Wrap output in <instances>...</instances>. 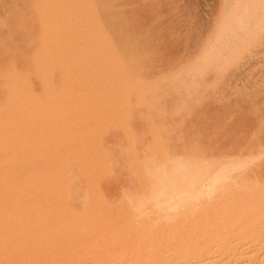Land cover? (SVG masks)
Segmentation results:
<instances>
[{
    "label": "rangeland",
    "instance_id": "374dc122",
    "mask_svg": "<svg viewBox=\"0 0 264 264\" xmlns=\"http://www.w3.org/2000/svg\"><path fill=\"white\" fill-rule=\"evenodd\" d=\"M23 1L24 0H12V1L11 0H4L5 4L8 3V8H6V6L4 5L2 0H0V4H1V2L3 4V5L1 4L0 6L5 7V9H3V7H0V12L1 11H2V13H3V11L9 12L7 14L4 13L5 14L4 16L8 15V17L6 16L7 18L3 17L2 16L3 14L0 13V14H2V15H0V25L3 24L0 26V30L2 28L1 31L3 32V33L0 32V35L4 36L2 38L3 40L6 39L7 41L9 40L10 43L12 42L11 45L13 44L14 49L16 46H17V48L18 47L20 48L18 50L11 49V48H13V46L12 47L10 46L11 48L8 47L10 44H6L7 43L6 40H4V41L0 40V42L2 41L1 42L2 45L3 44L5 45V46L4 45L2 46L0 44V46L2 47V49L0 48V50L3 51V48L6 49L4 51L8 52L7 53L8 55H11V53L15 52V54L13 53L14 55L12 54V56L9 57L11 59H12V57L14 59L17 57V55H19L20 59L18 57L16 58V60L18 59V62L16 64L17 70L19 72L22 71L20 73H22V75H24L26 78L29 75L31 76L29 81H24L25 77L22 76L24 78H23V83L22 82L21 83H22V86H24V84L26 82L27 84H25V86H29L31 84L29 87H31V86L33 87V88L32 87L29 88V87L24 86L27 89L29 88L28 90L31 91V92H27V96L29 93V97H27V96L26 97L30 98V96H31L30 93H31V94H33L31 96V98L33 99L36 97L35 98L36 100L33 99V101L31 102V99L29 101L25 96L24 97H25V100L26 99L28 100L27 103L29 104V106L33 105L34 103L36 104V105L34 104V107L36 106L34 108L35 112L37 109H38L37 112L40 113V111H41V113L39 114V118H37V116H36V117H34L35 119L33 118V116H35L34 114H36V113L33 114L34 110L32 113H30V114H33L32 115L33 120H36L37 124H35V125L36 126L39 125V129H40V123L41 122H43L45 124L48 123L49 125H51L50 127L53 126V129H54V127H56L57 125H60L61 122L63 121V126L65 124H67L68 127H70L69 128L70 130H71L72 126L75 127L74 131L76 130V128L78 129V130H76L77 131V133H76V131L75 132L73 131L74 127L72 128V131L75 134L74 135L73 133L67 132L68 128L65 125L66 129L64 131V134H65V132H67L65 134V137H62L63 134L60 133V135H59L60 137L58 138V135H57V134H59L58 132L65 128L62 125L58 126L59 128L63 127V128H60L59 131H58V128L56 130H53V131H52V129L49 128L51 130V132H50L47 130L48 129L47 128L46 129L48 131L47 134L51 133L50 135H47V137L44 136L46 131L44 130L43 127H41L40 130H42V129L44 130V135H42L43 132L41 133V131H40V133H41V135H40L38 132L39 130L36 129L38 127H35L34 129H36V132H38V134L40 136L44 137V140L41 141V139H43V138L41 137V139H40L39 135L36 133V137L38 136L37 137L38 140H35V138H36L35 137L34 140L36 142L35 141L34 142L35 143H37V141L40 142L39 144L37 143L38 145L36 144L37 146H39L41 144L38 147V150L36 149L37 146L32 143L31 146L28 144V147L32 148L34 145V147H33L34 149L31 152H29L28 151L29 148L26 147L27 144H25L26 142L22 143L23 145H25V149L28 148L26 150L27 152L25 151V149H23L25 153L29 152L31 154L33 152L32 154H34L36 152V154H34V156L31 154L34 159L29 155V153H28L29 156L24 153L27 156V157L23 158L24 159L23 165L26 168L24 166L23 167L25 168L26 172L28 171L27 169L32 168V167L30 168V166H29V165H31V161L34 162L33 160H35L40 155H43V153H44V155H43L44 159L47 158L45 163L49 160L48 159L49 156L52 158V159L51 158L50 159L53 161V162L49 161V163L47 162L48 163L47 166L45 163L40 165V161L37 162L42 167H39V165L37 163L36 164L34 163L35 165L33 164V166H34L33 170L35 169L36 165L40 169L36 168V173H35V170L32 171V169H31L29 171L34 172V174L33 173L30 174L29 172H27V173L24 172V168H23L22 175L24 173H26V175L30 174V177L34 175V177L36 179H38V181H39V182H36V180L33 178L35 181L34 184H36V186H37L42 181L43 178H45L48 175L50 176V174L52 172L59 170L60 174H59V172L56 171L57 173L54 172L51 174L52 177L48 176L49 181L47 180V178H45L46 181H48V182L44 181L43 183H46L47 188L49 186V183L51 185L54 184V183L53 184L51 183L50 179H52V182H56V181L58 182V183L57 182L55 183L54 188H55L56 184L58 186V184H61L62 181L64 180L63 183L61 184L62 186H59V187H61L58 189L59 192H57V189L55 190L53 188V190H52L50 187L48 188V191H46L47 188H42L44 186L43 183H41L42 184L41 187H39L40 185L38 187L33 186L34 185L32 182L33 179L28 177V175L26 176L28 179L25 181H28L29 179H31V181L26 182L27 185H25V186H27V189H31L30 191L26 189V192L28 194H31L32 192L34 194L35 191L37 192V190H40L42 188L41 189L42 191H40V193H39L41 195L38 194L37 196L44 198L45 194H43V193H46L47 196H49V198L45 197L44 200L45 199H47V200H45L44 202L49 200L48 204H50L49 202L51 200L50 198L52 197V195H53L52 198H54V196H56V198L58 199V200L56 199L58 201V203H55V205H53L54 209L52 208V206L50 204L49 205L50 209L55 210V207H57L56 205H59V201L61 200L60 201V207H58L56 210H58L57 212L60 211L59 214H61V212H63L65 214V212L68 211V214L66 213L64 216H65V218H67V220H69V219H71V214L74 215L73 212H75V214H79L80 212H82V210H86L87 208H90L87 210H91L92 208L94 210L95 209L97 210V209L101 208L99 203H102V201H103V203H102L103 205L105 203L106 209H104L105 206H103V208H101V211H105L109 207L108 209L110 211L112 210L115 214L117 212L126 213L128 211H131L133 208L135 209V207H137V208L138 207H142V208L147 207L145 203H143V202L138 203L136 197H134V196L131 197V195H130V193L131 194L136 193L134 191H136L137 188H138V190L142 189L140 184L138 182H136V180H137L136 176L137 175L139 178H141V177L145 178L146 177L149 180H153L151 178H155L156 176L164 177V178L165 177H171L172 178V177L180 176L181 174L185 173L186 170L183 167H185L187 165V163H196V162L198 163V162H201L203 160H208L209 158L207 156H209V155H208L207 151L211 152V153H209L210 154L209 157H211V159L213 157H216V158H214L215 160H229L230 159V160H233L234 162L238 161V162H241V163H239V166L241 165V167H244L245 163L248 164L247 168L245 166V169L244 168L242 170L239 169L245 173L250 172L251 170H253V168H255L254 170H257L256 168L258 167V163L264 161V155H263L264 153L262 152L264 150V76H263L264 75V73H263L264 72V55H263L264 54V0H243V1L242 0H227V1L226 0H206V1L205 0H73L74 2L71 0H68V1L73 2V4L71 2H67L68 6H69V4H72L73 8L71 6V9H72V11H71V9L69 7L66 8V6L64 5L66 8L65 11H68L70 9V13L68 12L69 15L71 16V14H74L71 17L74 20V21L72 20V22L75 23L74 24L75 29H77V26L79 25V24L76 25L79 20L85 19L86 21L84 20V22H88V23H86V27H84L83 25H85V24H82V23H81L82 25L78 26L79 30L83 26V28H81V31H79V32L80 33L84 32V34H86L84 37V36H82L84 34L79 33V36L80 37L82 36L81 42H83L84 40H87V41H84L85 43L83 42V44H81V42L77 43L79 40L76 42H74V40H73V42L71 41L73 44L69 43L67 40L68 39V37H67L68 33H71L70 36H73L75 34L73 31H71V28H70V31H69V29L64 28L63 30H64V32L66 30L65 34H67V35H65L63 37L66 39L60 40V42H59L60 44H58V49H60V47H61L62 50L64 49L67 51L69 46H70V48L74 47V48H72V50L73 51L76 50V52L78 51V53H75V51L73 52L72 50H69L70 52L75 54V55H73L74 57L71 54H70V56H72L73 58H79L80 59L81 57L78 56V54L80 52L79 49L82 48L85 44L83 49L85 47H88V48H87V50L81 49L82 50L81 53L83 51H85L87 53L85 55L86 56L88 55V56L86 57L84 55V58L86 60H88L87 61L88 64L86 63L85 59H82V60H84L85 63L80 60L82 62V63L80 62L81 64L79 63V61H76V59H75L74 62L78 63L81 66H79L78 64L76 65L74 62L71 61L75 65L71 63L72 67H68V69H67L66 68L67 64L64 61L67 62V61L72 60V59H70V58L67 59L66 57H70V56H65V58L67 59V60H65V58L63 56L61 57L60 50H59V54H58V51H56L55 54H53L52 58L47 61V62H50V64L45 62V63H47L46 65H50V66L52 65L50 68H52V69L54 68V70L51 71L52 75H53L52 79H51L52 81L44 79V78H48L50 76L49 70H46V72H43L44 74H42L41 76H37V74L35 75L34 71L32 70V66H31L32 61H29V60H36L35 55L37 54L38 50L35 53V50L37 48V44H35V43H36V40L39 38L37 34H35L36 36L35 35L33 36V34H32V29H34V27H35L34 26L35 24H33V22L36 23L38 20L37 19L38 17L35 14V12L33 11V8L35 9V7H38L39 4L35 6L36 3H34L33 0H25L24 2ZM62 1L63 0H55V1L52 0L50 2L49 0H47V1L45 0V3L48 2L47 3L48 7L51 5L50 3H53L54 6H50V8L54 7L53 12L54 11L59 12V10L62 7L61 8L59 7L57 10V7H55V6H58V5H55V4L57 2L59 3V5L61 3L66 4V2L64 3V1L63 2ZM20 2L24 3V4H21ZM17 3L21 4V5H18ZM45 3L43 4L42 1L40 2V4L42 5L43 8L46 5ZM62 4L60 6H62ZM82 5L86 6L85 10H84L85 6L83 7ZM15 7H16V9H15ZM79 7H82L83 9H79ZM18 8H20V9H18ZM55 8L57 11L55 10ZM79 10H82L83 12L85 11L84 13H86V14H82L83 12L81 13V11H79ZM12 12H13V14H12ZM10 13H11V15H10ZM81 15H84V16H81ZM1 16L3 19L1 18ZM29 16H31L33 18L34 17H37V18L35 20V18L32 19L30 17L32 19L31 20V19H29ZM74 16H76L77 18H75ZM77 19H79V20H77ZM82 20H81V22H82ZM14 22H16V23H14ZM256 22H258V23H256ZM25 23H27L28 25H25ZM73 23H72V25H73ZM19 24H20V26H19ZM31 24H33V25H31ZM23 25H25V26H23ZM36 25H37V23H36ZM72 25H71L72 30H74L75 33L77 34L78 33L77 30H75L74 26H72ZM23 27H27V28L25 29ZM4 28L8 34L5 32ZM84 28H85V30H82ZM26 31H28V32H26ZM33 32L37 33V30L34 29ZM23 33H25V34H23ZM29 34H30V36H29ZM7 35L9 37V39L6 38ZM21 35H22V38H21ZM1 36H0V39H1ZM75 36H76V38H75V40H76L78 36L77 35H75ZM15 37H17L18 39L17 38L15 39ZM32 37H35V38L32 39ZM74 37L73 38L70 37V40L74 39ZM80 37L78 39H80ZM23 38H24V40H23ZM27 38L30 39V41H28ZM60 38H62V35ZM82 39H84V40H82ZM17 40H18V43H17ZM9 41H8V43H9ZM202 41H204V42L202 43ZM25 42H27V43H25ZM37 42H38V40H37ZM66 42H68V45H66ZM74 43H76V44H74ZM86 43L88 44L87 46H86ZM17 44H19V45H17ZM80 44H81V46H80ZM6 45H7V47H6ZM30 46H31L30 49L34 50L33 52L29 49ZM8 48H10V49H8ZM26 50H28L30 52V55L27 54L29 52ZM4 51L2 53H4ZM24 52H26V53H24ZM33 54H35V55L33 56ZM56 54H57V56H56ZM83 54H81L80 56H83ZM150 54H151V56H152V54H154L153 55L154 57L153 56L150 57ZM2 55H3V58H6L5 61L2 60L3 59ZM4 55L5 54H1V52H0V57L2 58V59L0 58V66L4 65L5 63H7L6 61L9 60L8 55L7 56L6 55L4 56ZM24 55L27 57V60L29 57L28 63L26 62V59H25L26 57ZM183 55L187 58H185ZM54 56H56V57H54ZM58 56H59V58L60 57L63 58L62 60L59 59V60H61L62 63L58 62V60H56L58 58ZM76 56H78V57H76ZM23 57L25 59L24 60L25 62L21 61V60H23L22 59ZM53 57H54V59H53ZM153 59H155V60H153ZM182 59H183V61H181ZM53 62L54 63L58 62V63H57V65L53 66L54 65ZM148 62H149V64H148ZM63 63L66 64L65 67L62 68L64 70L63 73H65V74H61L62 70L61 69H60L61 71L59 70V66H61L60 64H62V66H64ZM67 63H69V62H67ZM71 64H69L68 66H71ZM85 64H86V66L90 65L92 68L87 67L88 69L86 70ZM82 66L85 67V68H83L84 70H86L85 73L90 71L89 68L91 69V72L95 73L94 74V73L90 72L91 76L93 74L92 77H96L98 80H99V78L102 77L101 78L102 81L101 80L99 81V83L101 82V84L99 86H101L102 84L104 86L103 87L101 86L100 88H99V86H98V88L96 87L97 88L96 90H98V89H100V90H99V92L97 91L98 93L94 92L96 94L95 96H94V93H92V91L95 90L94 87L97 85L98 80L93 79L92 81H90L89 79H91L92 77L90 78L88 73L85 75V76L88 75V77H86V79H88V80L85 79L87 81V83H86V81H85V83H82V81L84 79H82L83 77L81 78V76H79L80 78L78 79V83L79 82L82 83L83 86L81 88H83V89H81V88L79 89L80 86L77 87L78 84H76L75 90H77V88H78L79 93H80V91H82V90L83 91L84 90L89 91V89H90V90H92L91 91L92 94L87 91L86 92L87 94L84 95V94H82L83 92L81 94H79L77 91H75L78 93L75 95V92H72V91H74V88L72 87L73 83H75L74 77L77 78L78 77L77 75H80V73H81V75L84 74V70L81 68ZM251 66H253V68H251ZM143 67H144V69H143ZM47 68H49V67H47ZM69 68H71V69H69ZM78 68H80L82 70L79 69L78 70L79 73L77 72L76 73L77 75L75 74L76 76L73 77L74 81L72 83V86H71V83L67 84V83L71 82L70 79L67 80L69 78V76L68 75H67L68 77H63V76H66V74H67L66 72L68 70L72 71V69H74L75 70L74 72H76ZM95 70L97 73L95 72ZM173 70H174V72H173ZM43 71H45V70H43ZM32 72H33V74H32ZM47 72H49V73H47ZM55 72H57L59 74V75L57 74L58 77L61 75L59 77L60 79H61V77L63 78V80L65 78H67L66 80L68 82L66 81V84L70 85V87H72V91L70 89V91L72 93L69 94V92H68L69 87L66 86L65 83H60V81H58L59 79H58ZM74 72H73V74H71L72 72H68V73H69V75L71 74V76H73ZM26 73L28 75H25ZM44 75H45V77H44ZM54 75H56L58 80L54 79L55 78ZM217 75H219V76H217ZM22 77H20V78L22 79ZM218 78H220V79L218 80ZM44 80L47 83L48 82L51 84L54 83L53 84L54 86L57 85L58 83H60L62 87H64V85H65L67 87L66 88L67 90L65 89V91H67L70 96H71V94L75 95V98L72 95V97L74 98V101H72L73 98H72V100H71V98H70V100H67L66 97H68L69 95L65 94L66 96H64V98L66 100L62 99V101H61V99H60V101H61V102L59 101L60 104L57 103V105L59 104L60 108H62L63 106L64 107L66 106V105L62 104L63 101H66L65 103H67V105L69 104L70 106L69 105L68 106L70 108L73 107L74 109L72 108V110L74 111L75 110L74 104L76 106V103H77V102L76 103H74V102H75V100L79 99L80 100V102H78L79 106H76V107L77 108L81 107V110H80V108L78 110V112L79 111H81V112L78 113V112L74 111L72 113V110L70 109V111H71V113H70L69 109H68L69 107L68 108L66 107V111L68 109V112L64 111L65 112L64 113L62 111V109H59V113L57 114L58 109H55L56 107H54V105L59 100L60 96L63 97L61 92H65V91L63 89L59 88L60 89L59 92L61 94L60 95V94H58V91H57V90H59L57 88L58 85L56 86V88H57V90H56V89H53V86L51 84H50L51 87L50 86L49 87L52 88L53 90L51 89L49 91V89H48L49 87L48 88L45 87L46 85L48 86L49 83L48 84L46 83V85H44ZM54 80H55V82H54ZM63 80L61 79V82H63ZM94 81L97 83H96V85H94V83H93L94 87L92 88V87H90V84H92V82H94ZM240 81H242V82H240ZM76 83H77V81H76ZM168 83H170V84H168ZM188 83H190V85ZM62 84H64V85H62ZM20 85L21 84L19 83V87H21ZM79 85H81V84H79ZM86 85H88V86H86ZM195 86H196V88H195ZM24 87H23L22 91L24 90ZM88 87H90V88H88ZM160 88H162V89H160ZM43 89L45 91L44 96H43V93H44ZM197 89H199V90H197ZM61 90H63V91H61ZM48 91L49 92L52 91L50 94L54 95V96H52L53 100L55 101V103H53V107H52V105H50V103H51L50 99L52 100L51 96H50L51 98H49V100L41 102L42 98L45 96H46V99H48L47 98V95L49 94ZM7 93L8 92H6L4 86L0 88V102L1 103L4 102L3 99ZM24 93H25V91H24ZM55 93H57L59 95L58 98H56L57 95ZM201 94H203V95H201ZM24 95H26V93ZM34 95H36V96L34 97ZM79 95L80 96L82 95V96L80 97ZM86 95L91 96L93 101L99 100V102H101V100H102V102H103L102 105L98 103L99 105H96V106H95V104L97 102L95 104L93 103L94 105L92 104V101H91V103L87 102L88 106L90 103L89 107L92 106L90 108L91 110L96 107L97 113H96V111H92V112H95L94 114H92V112L89 111L88 106L80 104V103H83V101H81V99L84 100V103L86 102ZM193 95H195V96H193ZM37 96H38V98H40L39 100L37 99ZM76 96H77V98H76ZM84 96H85V98H84ZM89 96L87 98L88 99L87 101L92 100V99L89 100V98H90ZM78 97H80V98H78ZM186 97H187V99H185ZM240 97H241V99H240ZM54 98H56V99H54ZM34 100H35V102H34ZM49 101H50V103H49ZM71 101L73 102V104L70 103ZM46 102L49 103L48 106L50 109H51V107H52V109L53 108L55 109L54 110L55 113L50 112L53 110L47 109L48 110L47 111L46 109H44V104L46 105ZM235 104H236V106H235ZM104 105L107 107V109ZM97 106H99V108ZM64 107H63V110L65 109ZM100 107L102 109H104L105 112H104V110L102 112V109L100 111ZM103 107H105V108H103ZM165 107H166V109H165ZM41 108H42V110H44L43 112H42ZM45 108H47V107H45ZM97 108H98V110H97ZM190 108H192V109L190 110ZM25 110H28L27 107ZM60 110H61V112H60ZM143 110L144 111L146 110L145 111L146 113ZM171 110H172V112H171ZM179 110H180V112H179ZM30 111H32V110H30ZM49 112L51 114H49ZM83 112L85 113V114H83L84 115L83 118L86 119L87 122H89L88 124H87V122L84 121V119H80V117L78 116V115L81 116L80 113H83ZM26 113L28 114V111H25V114ZM88 113H89V115H86ZM142 113H143V115H142ZM173 113H174V115H173ZM184 113H185V115H184ZM52 114L53 115L57 114V116L59 117L58 119H60V117H61L62 120L58 121L57 117H55V115L53 116ZM60 114H62V115L59 116ZM96 114H99V115L96 116ZM108 114H110L111 115L110 117L113 118V122L116 120V118H117L118 122L116 120L113 123L112 119L111 118L109 119ZM168 114L170 115V117ZM186 115H187V117H186ZM87 116H88V118H86ZM107 116H108V119L110 120L109 125L107 124L109 121L108 122L105 121L107 119ZM232 116H235V117H232ZM25 117H27L29 119V118H31V115H30V117H28V115L27 116L24 115V119H25ZM98 117H100V119H99L100 122H102V119H104L103 122L105 121L106 123L102 122V124H104V125L106 124V128H105V126L103 127V125H101L99 123ZM105 117H106V119H105ZM180 117L183 119H180ZM27 118H26V122L24 119H23L24 121L23 120L22 121L25 122L26 124L28 123L27 125H29L32 121H31V119L27 121ZM81 118H82V116H81ZM161 118L163 120H161ZM38 119H41L39 121L40 123L38 122ZM91 119L92 120L96 119L97 121L94 120V122H93ZM133 120H134V123H132ZM151 120H153V121H151ZM29 121H31V122L29 123ZM23 122H22V125H23L22 131L24 129ZM91 122L94 124H92ZM89 124L94 125V126H90ZM114 124H116L115 125L116 127H119V128L121 127L120 128L121 132H124L127 129L129 132L125 131V133H127V134H124V133L121 134V132L119 131L120 129L118 130V128H115ZM150 124L152 126H150ZM27 125H25L26 126L25 128H28ZM35 125L33 123V126L31 125V127H29V129H28L29 133L32 132L30 130ZM107 125H108V128H107ZM125 125H127L126 126L127 128H125V130H124L122 128V126L124 127ZM200 126H201V128H199ZM92 127H94V128L96 127L95 129H97V128L99 129V127H102L103 129L100 128V130L102 132L97 129L98 131H100L99 133H101V134L98 135L99 133H96L95 130L93 131L94 128H92ZM146 127L147 128L149 127V128L146 129ZM151 127H152V129H153V127L155 129V127H156V131L154 129L151 131V129H150ZM160 127H161V129H159ZM221 127H224V129ZM149 129L153 133L152 137H149L152 135V133H150L148 131ZM79 130H81V131H79ZM110 130H111V132H110ZM113 130H114V132H113ZM158 130H160V131H158ZM190 130H191V132H190ZM199 130H200V132H199ZM24 131L26 134L23 132L24 133L23 137L28 138V139L33 137L34 132L29 134V133H27L26 129H24ZM72 131H70V132H72ZM78 131H79V133H78ZM90 131H93L95 133L93 134V132H92V134L90 136V135H88V134H90ZM130 131H131V133H130ZM144 131H145V134L143 133ZM166 131H168L170 133V135L172 133L174 135H171V137H170L169 133ZM52 132L53 133L56 132L57 134L53 135ZM80 132H82V134ZM136 132H139V133H136ZM146 132H147V134H146ZM218 132H220L221 135ZM103 133H104V135H106V133H107V135L102 136ZM132 133H133V135L139 134L140 137H139V135L138 136L137 135L132 136ZM162 133L164 135H162ZM165 133H166V135H165ZM187 133L189 135H187ZM28 134L31 137L30 136L26 137V135H28ZM71 134H73V136H75V139L73 138V136ZM76 134H80V136L77 138ZM86 134L88 136L92 137V140L94 138L95 139L97 138V140H98V137H99L100 143H99V141L97 142L94 139L92 142L95 141L96 143H94V146H93V143L91 142L90 137L89 138L86 137V140H88V139H90V140H88L87 141L88 143H85V145H84V143L83 144L80 143L79 141H81V140L83 141L84 135L87 136ZM193 134H195V135H193ZM240 134H241V136H240ZM51 135L53 138L56 137V140L59 139L61 145L65 142H67V141H65L63 143L61 142L62 139H63V141L66 140L67 137H69V140L72 139L71 141L74 140L73 142H75L79 139L75 143L78 144V142H79L80 145H83V146H81V149H78L79 152H75V153H78V156H81V157H78L76 155L78 157L77 158L75 156V153L72 155L70 154L68 156H63L65 152L62 151V153L64 152L62 155V153L60 152V150L62 149V146H60V143H58V145L55 144V142L57 143V141L55 139H54L55 142L53 140H50L49 143L47 142V144H45V146L47 145L46 146L47 148L45 146H43L44 143H46L44 141L52 138V137L48 138ZM70 135L72 138L70 137ZM92 135H95V136H92ZM158 135L160 136L159 137L160 140L162 138L161 135L163 136V138L161 140V142L163 141L162 142L163 146L161 145L160 140L157 138ZM128 136L132 137V138L134 137L133 142H132L131 138L128 139L129 138ZM188 136H190L189 137L190 139L188 138ZM61 137H62V139H61ZM138 137L140 139L141 138L142 139L139 140ZM153 137H155V139H153ZM259 137H261V138H259ZM156 138L159 140L160 147H159L158 142H156L155 144H154L155 141L153 142V140H156ZM165 138H167L166 141L164 140ZM170 138H171V141L169 144L168 140H170ZM211 138H212V140H211ZM124 139L126 140L125 143H127V144L125 146H127V147H125L123 144ZM24 140H27V139H24ZM31 140L33 142V138ZM226 140H227V142H225ZM89 141H90V143H89ZM102 141L105 143L103 144ZM130 141H131V143H134V144L130 145ZM42 142H44L43 145H42ZM70 142H68V144L65 143V144H67V147H65L66 146L65 144H64L65 146H63V147H64V149L67 148V149L71 150V153H72V149H74V148L76 149L80 145H78V146L75 145L73 147V142H72V144ZM101 142L103 145H101V147H100ZM121 142H122V144H121ZM51 143L55 144V146H53ZM97 143L99 146L97 145ZM139 143H141V144L144 143V145H141ZM149 143H151V145ZM182 143L185 145V147L189 143L188 146L190 149L186 148L188 151L185 150V147H184V145H182ZM18 144L20 145V142ZM90 144H91V147L89 148L88 146ZM95 144H96V146H95ZM147 144H149L150 146L149 145L147 146ZM166 144H167V146H169V145H171V146H169V148H168L166 146ZM23 145H22V148H24ZM129 145L131 147L134 146V148L133 147L130 148ZM202 145L204 146V148ZM35 146H36V148H35ZM41 146H43L46 149L43 150L42 149L43 147H41ZM59 146H60V148H59ZM92 146L94 149H92ZM104 146H105V148H104ZM137 146H138V148H137ZM139 146H141V148ZM143 146L146 150L144 148H142ZM182 146H183V148H182ZM17 147H18V145H17ZM19 147H21V146H19ZM57 147H58V149H57ZM84 147H86V148L88 147V149H89V151H91V153H94V151L99 149V147L101 149L103 148V151H102L103 155H104V153L106 155L102 156L101 155L102 152L100 153V151L97 150V151H95L94 156L96 154L98 155L100 153L102 158L100 156H97V155L94 157L93 154H91L90 152L86 153V150H88V149H85ZM123 147H125L124 149H126V150H124V149L122 150ZM165 147H167V149ZM216 147H219V148H216ZM22 148H19L18 150H20V149L22 150ZM193 148H195L196 150H194ZM228 148L230 149L229 151H228ZM54 149L56 151L60 152L61 154L60 153L58 154V152H56ZM82 149H83V152L86 153V155L88 153H90V156L92 155L93 159L94 158L97 159V157L99 159V157H100L101 159H99V162H100L99 166H101V167L99 168V166H98V168H96V166L99 164L97 162L98 160H96V159L95 160L91 159L89 161L90 163L96 161V162H94L95 165H93L94 163L90 164L89 162H87L88 163L87 164L86 160L89 159V155H87L88 158L85 155L84 156L85 160L82 161L81 158L83 159V155L85 154V153L83 154ZM106 149L107 150L109 149V152H107ZM133 149L135 151H132ZM182 149H184L185 151ZM247 149L249 152H247ZM259 149L261 151L258 152ZM76 150H74V151H76ZM111 150H112L113 154L111 153ZM138 150H139V152H138ZM150 150H151V152H150ZM168 150L171 151L172 154H171V152L170 153L167 152ZM212 150H213V152H212ZM65 151L67 152V150H65ZM144 151L148 152L149 155ZM181 151H184V152L181 154ZM219 151L222 153H220ZM223 151H225V152H223ZM226 151L229 152L228 156L224 155V153H227ZM230 151H233V152H230ZM250 151H253V153L252 152L250 153ZM37 152H38V154H37ZM45 152H47V153H45ZM162 152H163L162 155L165 157H163L160 154ZM164 152H166V153H164ZM257 152L260 153L259 155H261V156L257 155L259 157V159L257 158L256 159L257 161H254V159L256 158L255 155L257 154ZM18 153H19V151H18ZM20 153H22V152H20ZM68 153H70V151H68ZM80 153H82V154H80ZM120 153L127 158L126 159L127 161L122 156H118ZM246 153H248V154H246ZM249 153L251 154V156H255V158H253L252 162L250 161L251 159H247L248 162L246 160ZM52 154H54L55 156L58 154V156H60V159L61 158H63V159H61V160L57 159V158H59L58 156H56L57 158H53ZM140 154L144 155V156L142 157ZM152 154H154L155 156H152ZM169 154L171 157L169 156ZM174 154H175V157H174ZM216 154H218V155H216ZM65 155H67V153H65ZM132 155H134V156H132ZM135 155H136V157L137 156L140 157V158L137 157V158H139V160H136L135 158H133V157H135ZM188 155H189V157H188ZM219 155H220V158H219ZM262 155H263V157H262ZM20 156H23V155H20ZM35 156H36V158H35ZM117 156L119 157V159ZM176 156H178V157L176 158ZM234 156L235 157L237 156L238 158L236 159ZM40 157H42V156H40ZM71 157H73V158H71ZM229 157H232V158H229ZM112 158H114V159H112ZM115 158H117V160H115ZM141 158H143V159H141ZM165 158H167V159L169 158V159L166 161ZM227 158H229V159H227ZM56 159H57L56 163L58 164L57 166L54 165ZM66 159L67 160L73 159V160H75V163H74V161H67ZM110 159L113 160L114 162L116 161V163H114V162L110 163V161H111ZM140 159H141V161L142 160L143 161L141 162ZM37 160H39V158ZM40 160H41V158H40ZM42 160H43V158H42ZM78 160L82 161V164H81V162L79 164L77 162ZM105 160H107V161H105ZM132 160H133V162H132ZM43 161L41 163H43ZM249 161L252 164L250 166H249V164H250ZM63 162L66 166H68V167L70 166L71 169L65 168V165H63ZM76 162L79 164L78 166H77ZM106 162H109V163H107V165H106L105 164ZM126 162H129V163L126 164ZM135 162H136V164H135ZM140 162H141V164H140ZM254 162H255V164H254ZM28 163H30V164L28 165ZM66 163H68V165ZM84 163H85V165L86 164L88 165V166H86V168H84L85 167ZM74 164H76V165H74ZM111 164H115V165L120 164V166H118V167L115 166V168H114V166ZM260 164L262 166H260ZM260 164H259L258 170L261 169L262 167H264L263 166L264 162L260 163ZM52 165H53V167H52ZM108 165H109V169L111 166H112L111 168H114V169H111L110 171L108 169L109 172L107 171V169H106V171L104 170L103 173H105V174L107 173L110 176L109 177L106 174L105 176L107 178H105L104 175L101 174L102 173L101 169L103 168L102 166H104V168H106V167H108ZM139 165H141V166H139ZM62 166L64 168H62ZM92 166H95V167L93 168ZM131 166H134V167H131ZM54 167L55 168L58 167V168L53 169V171H52V168H54ZM59 167H61V168H59ZM137 167H138V169H136ZM140 167H141V169H139ZM248 167L250 168V170ZM41 168H43V169H41ZM76 168L79 169V172H78V170H77V172L80 173L79 174L80 176L74 172V171H76V170H74ZM121 168L123 169V171ZM127 168H129L128 169L129 171L127 170ZM133 168H134V170H133ZM46 169L51 170V172H48L49 170H46ZM63 169H65V171ZM68 169H70V170H68ZM98 169H100V171H98ZM118 169H120V170H118ZM246 169H247V171H246ZM38 170H43L41 172L39 171L40 176L37 175V174H39V172H37ZM132 170L134 173L132 172ZM137 170L140 171L139 172L140 174L143 170V173L146 174V175H144L145 177H143V175L139 176L140 174L137 173L138 172ZM144 170L146 172H144ZM69 171L70 172L73 171L74 175H73V173H71L72 176L76 177V175H77L79 177L75 178V177L69 176V174H70ZM86 171L87 172L91 171V173L90 172L87 173ZM92 171H94V172H92ZM120 171H122V172L120 173ZM47 172L49 174H46ZM129 172H130V174H129ZM89 173H90L91 177H93L94 173L96 175L100 173L99 175H101L100 176L101 179L99 176L97 177L94 174V177L91 180H89L90 179ZM111 173H112V175L114 174L116 178L114 176H113V178H111L112 177V175H110ZM44 174H46V175H44ZM62 174H63V176H62ZM86 174L88 175L89 179H87ZM55 175H56V177H55ZM23 176H25V175H23ZM60 176L63 177V179H61V181H59L60 179H58V178H60ZM129 176H132V177H130V178H132L131 181H130V178L128 179ZM54 177L55 178L58 177L57 178L58 180H55ZM70 177L73 178L72 179L73 181H71ZM67 178H70V179L68 180ZM79 178H83L84 180L87 179V183H85L86 185L84 184V182H86V181H83V179H79ZM97 178H99V181L103 180L104 182L103 181L102 182L97 181L98 180ZM103 178H105V179H103ZM53 179L55 181H53ZM92 180H93V183L89 184L88 181L92 182ZM129 181H130V183H129ZM31 182H32V186L34 187V189L36 188L37 190L33 191L34 189L32 186L28 187L30 185L29 183H31ZM59 182H61V183H59ZM77 182L78 183L80 182V184L82 182V184H81L82 187ZM134 182H136L135 185H134ZM69 183H71V185ZM47 184H48V186H47ZM93 184L95 186L101 185V187L100 186H99L100 188L94 187ZM72 185H74L73 187H77L79 185L81 187L82 192L80 191V189H78L79 186H78V188H74V190L72 191L71 190L73 188ZM68 186H69L70 190H69ZM51 187H53V186H51ZM56 188H58V187H56ZM63 188H65V189H63ZM93 188H95V189L93 190ZM43 189H45V191ZM49 189H50V191H49ZM61 189H63L64 192L61 191L62 193H60ZM75 189H76V191H75ZM83 189H85L84 192H83ZM51 191H54L55 193H53V192L50 193ZM98 191H99V193H98ZM101 191H102V195L100 194ZM68 192L72 193V194H74L73 192H75L76 195L75 194L72 195V196H74V200H72L73 198L71 199V197H70L71 195H69ZM63 193H65V196H67V193H68L69 199H68V197L64 198ZM77 193H79V196L77 195ZM89 193H91V194H89ZM96 193H97V196H96L97 201L94 199L95 198L94 196L96 195ZM36 194L37 193H35L34 195L36 196ZM42 194H43V196H42ZM76 196H78V197H76ZM39 197H36V198L38 199ZM59 197L60 198L63 197L64 200L68 199V201H69L68 202L69 204H67L68 206L66 205V207H64L65 203H67V202L66 201L63 202V198L60 199ZM99 198H101L102 200H100ZM40 199L41 198H39L37 200V202ZM71 200H72V202H70ZM81 200H83V201H81ZM133 200L134 201L136 200L134 202L135 205L133 204ZM54 201H51V202H53L52 204H54ZM42 202L39 201L38 204L40 205V203H42ZM44 202H43V205H40V206H43V207L47 206V208H48L49 206H48V204H46L47 202L46 203H44ZM94 202L97 203V204H95V208H94ZM61 203L64 204L62 206L65 208V209L63 208L62 211H61V208H62ZM97 206H99V208H96ZM59 208H60V210H59ZM29 210L32 211V209H29ZM69 210L70 211L73 210L71 214H70ZM53 214L55 215L54 212H53ZM80 214H82V213H80ZM57 216H56V219L58 220V217L60 219L58 222L62 223L63 217L61 219V217H60L61 215L58 217ZM61 220H62V222H61ZM65 222H66V220H64L63 223H65ZM67 223H70V220L67 221Z\"/></svg>",
    "mask_w": 264,
    "mask_h": 264
},
{
    "label": "bare ground",
    "instance_id": "6f19581e",
    "mask_svg": "<svg viewBox=\"0 0 264 264\" xmlns=\"http://www.w3.org/2000/svg\"><path fill=\"white\" fill-rule=\"evenodd\" d=\"M12 1V0H11ZM25 1V0H24ZM23 1V2H24ZM43 2V4L45 3V0H33V2L34 3H36L35 4V6L36 5H38L39 4V6L41 5L40 4V2ZM47 1V0H46ZM50 2L52 1V0H49ZM53 1H55V0H53ZM64 1V3L66 2V4H62V6H60L59 5V3L57 2L55 5H58V6H55V7H57V10H58V8L60 7H62L60 10H59V12H53V10H54V7L53 8H50V6H54V4L53 3H50L51 5L48 7L47 6V3H45L46 5H45V7L43 8L42 7V5L39 7H35V9L33 8V11L35 12V14L37 15V17H34L35 18V20H36V18L38 19L37 20V25H36V23L35 22H33V24H35L34 26L36 27H34V29L35 30H37V33H35V32H33V30L34 29H32V34H33V36L35 35V34H37L38 35V42H37V40H36V43L35 44H37V48H36V50H35V53H36V51L38 50V52H37V54L35 55V54H33V56L35 55V58H36V60H29V57H28V60L29 61H32L31 63V66H32V70L34 71V74L36 75L37 74V76H41L42 74H44L43 72H46V70H49V72H50V76L48 77V78H44L45 80L47 79V80H51L52 79V72L51 71H53L54 70V68L52 69V68H50L51 66L50 65H46L47 63L48 64H50V62H47L49 59H51L52 58V56H53V54H55V52L56 51H58V54H59V50H60V55H61V57L63 56L64 58H65V56H70V54L73 56V55H75L74 53H72V52H70L69 50H72V48H74V47H71L70 48V46H69V48L67 49V51L66 50H62L61 49V47H60V49H58V44H60L59 42H60V40L61 39H66V38H64L63 36H65V35H67V34H65V32H66V30H65V32H64V28L65 29H69V31H70V28H71V31H73L74 32V34L75 35H77L78 37H77V39L75 40V38H76V36L75 35H73V36H70L71 35V33H68V42L69 43H71V44H73L72 42H73V40H74V42H76V41H78L77 43H79V42H81V37L82 36H84L85 37V35L86 34H84V32L83 33H80L79 31H81V28H83V26L84 27H86V23H88V22H84V20H82V22H81V20H79V19H77V20H79L78 21V23L76 24V25H78V26H80V25H82V24H85V25H83L81 28H80V30L78 29L79 27L77 26V29H75V23H73L72 22V15H74V14H71V16L69 15V13H70V9H71V6H72V8H73V0H71V1H73V2H71V1H68V0H63ZM62 1V2H63ZM206 1V0H205ZM227 1V0H226ZM243 1V0H242ZM2 2L4 3V0H2ZM2 2H1V4H2ZM18 2V1H17ZM32 2V3H33ZM67 2H71L72 4H69V6H68V3ZM212 2V1H211ZM240 2V1H239ZM11 3V2H10ZM16 3V2H15ZM21 3V2H20ZM31 3V4H32ZM210 3V2H209ZM233 3V2H232ZM242 3V2H241ZM257 3V2H256ZM0 4V5H1ZM18 4V3H17ZM21 4H24V3H21ZM21 4H18V5H21ZM3 5V4H2ZM4 5L6 6V8H8V3L7 4H5L4 3ZM28 5V4H27ZM33 5V4H32ZM66 6V8H70L68 11H65L66 10V8H65V6ZM244 5V4H243ZM251 5V4H250ZM25 6V5H24ZM83 6V5H82ZM85 6V5H84ZM83 6V7H84ZM0 7H3V6H0ZM42 7V8H41ZM99 7V6H98ZM85 8H86V6L84 7V10H85ZM113 8V7H112ZM230 8V7H229ZM242 8V7H241ZM3 9H5V7H3ZM2 9V10H3ZM15 9H16V7H15ZM18 9H20V8H18ZM79 9H83L82 7H79ZM102 9V8H101ZM204 9V8H203ZM8 10V9H7ZM32 10V9H31ZM55 10H56V8H55ZM56 10V11H57ZM18 11V10H17ZM71 11H72V9H71ZM79 11H81V13L83 12L82 10H79ZM69 12V13H68ZM85 12V11H84ZM82 13V14H86V13ZM238 12V11H237ZM0 13H2V11L0 12ZM7 14V13H9V12H4L3 11V15L2 14H0V15H2L3 17H5V18H7L8 17V15H6V16H4L5 14ZM12 14H13V12H12ZM31 14V13H30ZM80 14V13H79ZM228 14V13H227ZM238 14V13H237ZM10 15H11V13H10ZM9 15V16H10ZM21 15V14H20ZM35 15V16H36ZM63 15V16H62ZM2 16H1V18H2ZM16 16V15H15ZM14 16V17H15ZM62 16V17H61ZM80 16V15H79ZM81 16H84V15H81ZM13 17V18H14ZM23 17V16H22ZM21 17V18H22ZM31 16H29V19H34L33 17H31ZM75 18H77L76 16H74ZM4 18V19H5ZM101 18V17H100ZM3 19V18H2ZM28 19V20H29ZM31 19V20H32ZM205 19V18H204ZM6 20V19H5ZM234 20V19H233ZM21 21V20H20ZM27 21V20H26ZM74 21V20H73ZM86 21V20H85ZM13 23V22H12ZM14 23H16V22H14ZM29 23V22H28ZM72 23H73V25H72ZM82 23V24H81ZM256 23H258V22H256ZM5 24V23H4ZM33 24H31V25H33ZM1 25H3V24H1ZM0 25V26H1ZM25 25H28L27 23H25ZM25 25H23V26H25ZM71 25L72 26H74V29L75 30H77V34L75 33V31L74 30H72V27H71ZM8 26V25H7ZM19 26H20V24H19ZM236 26V25H235ZM4 27V26H3ZM22 27V26H21ZM31 27V26H30ZM23 28H27V27H23ZM8 29V28H7ZM22 29V28H21ZM20 29V30H21ZM242 29V28H241ZM1 30H2V28H1ZM0 30V32L1 33H3L2 31ZM4 30H5V28H4ZM82 30H85V28L84 29H82ZM9 31V30H8ZM244 31V30H243ZM5 32H6V30H5ZM26 32H28V31H26ZM72 32V33H73ZM7 33V32H6ZM79 33L80 34H84V35H82L81 37L79 36ZM8 34V33H7ZM22 34V33H21ZM23 34H25V33H23ZM31 34V35H32ZM18 35V34H17ZM61 35H62V38H60L61 37ZM1 36V35H0ZM29 36H30V34H29ZM36 36V35H35ZM75 36V37H74ZM4 36H1V39L0 40H2V41H4V40H6V39H2ZM11 37V36H10ZM18 37V36H17ZM17 37H15V39L17 38ZM26 37V36H25ZM24 37V38H25ZM28 37V36H27ZM70 37H74V39H71L70 40ZM80 37V39H78ZM7 39H9V37H8V35H7V37H6ZM21 38H22V35H21ZM24 38H23V40H24ZM35 37H32V39H34ZM18 39V38H17ZM28 39V38H27ZM85 39V38H84ZM84 39H82V40H84ZM204 39V38H203ZM12 40V39H11ZM22 40V41H23ZM66 40V41H67ZM188 40V39H187ZM1 41V42H2ZM7 41V40H6ZM5 41V42H6ZM9 41V40H8ZM8 41H7V43L6 44H10L8 47H12L13 46V44L11 45V43H10V41H9V43H8ZM27 41V40H26ZM28 41H30V39H28ZM72 41V42H71ZM84 41H87V40H84ZM83 41V42H84ZM0 42V44L2 45V43ZM35 42V41H34ZM33 42V43H34ZM68 42H66V45H68ZM83 42H81V44H83ZM204 41H202V43H203ZM261 42V41H260ZM17 43H18V40H17ZM25 43H27V42H25ZM31 43V42H30ZM85 43V42H84ZM88 43V42H87ZM86 43V46L88 45ZM188 43V42H187ZM29 44V43H28ZM34 44V45H35ZM74 44H76V43H74ZM81 44H80V46H81ZM146 44V43H145ZM4 45V44H3ZM2 45V46H3ZM17 45H19V44H17ZM30 45V44H29ZM28 45V46H29ZM62 45V44H61ZM5 46V45H4ZM16 46V45H15ZM36 46V45H35ZM73 46V45H72ZM83 46V45H82ZM84 46H85V44H84ZM83 46V47H84ZM6 47H7V45H6ZM5 47V48H6ZM10 47V48H11ZM33 47V46H32ZM79 47V46H78ZM77 47V48H78ZM83 47L82 48H80L79 50H80V52H79V54H78V56L79 57H81L80 59L79 58H73L72 56H70V57H66L67 59H72V60H69V61H67V62H69V63H67L66 61H64L66 64H67V69H68V67H72V64H78V63H76V62H74L75 61V59H76V61H79V63L81 62V61H83L84 62V60H82V59H85L84 58V55L85 54H87L85 51H83L82 53H81V49H83ZM150 47V46H149ZM203 47V46H202ZM0 48L2 49V47L0 46ZM10 48H8V49H10ZM31 48V46L29 47V49ZM34 48V47H33ZM87 48L88 47H85L83 50H87ZM234 48V47H233ZM11 49H14V46H13V48H11ZM18 49H20L19 47L17 48V46L15 47V49L14 50H18ZM4 50H6V49H4L3 48V51ZM13 50V51H14ZM31 50V49H30ZM155 50V49H154ZM238 50V49H237ZM2 50H0V52H1V54H5L6 56L8 55L7 53L8 52H5L4 51V53H2L3 52ZM8 51V50H7ZM12 51V50H11ZM21 51V50H20ZM26 51H28V50H26ZM32 52L34 51V50H31ZM73 51V50H72ZM75 51V53H78V51L76 52V50H74ZM73 51V52H74ZM201 51V50H200ZM22 52V51H21ZM29 52V51H28ZM70 52V53H69ZM85 52V53H84ZM154 52V51H153ZM14 54H15V52H13ZM13 53H11V55H8V58L10 57V56H12V54ZM24 53H26V52H24ZM84 53V54H83ZM143 53V52H142ZM13 54V55H14ZM27 54H29L30 55V52L29 53H27ZM81 54H83V56H80ZM250 54V53H249ZM4 55V56H5ZM59 55V56H60ZM140 55V54H139ZM154 54H152V56H153ZM264 55V54H263ZM25 56V55H24ZM37 56V57H36ZM56 56H57V54H56ZM56 56H54V57H56ZM59 56H58V58L56 59V60H58V62H61V60L63 59V58H59ZM78 56H76V57H78ZM86 56V55H85ZM88 56V55H87ZM86 56V57H87ZM151 56V54H150V57H152ZM184 56V55H183ZM17 57L20 59V57H19V55H17ZM16 57V58H17ZM26 57V56H25ZM31 57V56H30ZM54 57H53V59H54ZM72 57V58H71ZM149 57V58H150ZM154 57V56H153ZM185 57V56H184ZM1 58V57H0ZM2 58H3V55H2ZM1 58V59H2ZM7 58V59H8ZM16 58H14L13 59V57H12V59L11 58H9V60L8 61H6L7 63H5L4 65H2V66H0V86L1 87H3L4 86V88H5V90H6V92H8L5 96H4V102L3 103H1L0 104V264H264V167H262L261 169H259L258 170V167H259V164L260 163H263V162H260V163H258V167L256 168L257 170H254L255 168H253V170H251L250 172H247V173H245V172H242L241 170L244 168L245 169V166H246V168H247V166H248V164H246L245 163V166L244 167H241V165L239 166V163H241V162H234L233 160H230L229 158H232V157H229V158H227V159H229V160H215L214 158H216V157H213L212 159H211V157H209L210 156V154L209 153H211V152H209V151H207L208 152V155L209 156H207L209 159L208 160H203V161H201V162H196V163H187V165L185 166V167H183V168H185V173H183V174H181L180 176H177V177H158V176H156L155 178H151V179H153V180H149V179H147L144 175H146V174H144L143 173V170H142V172H141V174L139 173L140 171L139 170H137L136 172L138 173V174H140L139 176H141V175H143V177H145V178H139L138 177V175L136 176V182H138L139 184H140V186H141V190H138V188H137V190L136 191H134V192H136V193H130V195H131V197L132 196H134V197H136V199H137V202L138 203H140V202H143V203H145L146 204V206L147 207H144V208H142V207H135V209L133 208H131L132 210L131 211H128V212H126V213H122V212H117L116 214L111 210H109L108 208H107V210H105V211H101V208H103V206H105V208L104 209H106V205H105V203H104V205L102 204L103 203V201H102V203H99L100 204V207L101 208H99V206H97L96 208H99V209H91V210H87V209H90V208H87L86 210H82V212H80V213H82V214H75V212H73V214L74 215H72L71 213H72V211H70L69 210V212H70V214H71V219H69L70 220V223H67V221H69V220H67V218H65V214L67 213L68 214V211L67 212H65V214L63 213V212H61V214H59V212H57L58 210H56L58 207H60V201H59V205H56L57 207H55V210H53L54 208H53V205H55V203H58V199L56 198V196H54V198H52L53 197V195H52V197L50 198L51 200H50V204H51V206H52V208L53 209H50V204H48V201H46V202H44L45 200H47V199H45L44 200V198L46 197H48L49 198V196H47V194L46 193H43V194H45L44 196V198H42V197H39V196H37L39 193H40V191H42L41 189L42 188H47L46 187V183H43L44 181L45 182H48L49 181V178H48V176H44L45 178H47V180L48 181H46V179L45 178H43L42 179V181L36 186V184H34L35 183V181H34V179L36 180V182H39L38 181V179H36L35 177H34V172H30L29 170H31L32 169V171H34L35 170V173H36V168H38V169H40L39 167H42V166H40V165H42V164H44L45 163V161H46V159H44V157H43V155H44V153H43V155H40V156H42V157H37L36 158V156H35V160H33L34 162H32L31 160V165H29L30 163H28V165L30 166V168L31 169H27L28 171L27 172H29L30 174L31 173H33L32 175L33 176H31L30 177V174H27L28 175V177H30L31 179H33V186H36V187H38L39 185V187H41L42 186V184L41 183H43V187L40 189V190H37L36 188L34 189V187L32 186V182L31 183H29L30 185L28 186V187H33V191H35V190H37V192L35 191L34 192V194L35 193H37L36 194V196L33 194V192L31 193V194H28L27 192H26V189H27V186H25V185H27L26 184V182H28V181H31V179H29L28 181H25V180H27L28 178L26 177L27 175H26V171H25V166L23 165L24 164V159L23 158H25V157H27L26 155H28V153L29 152H31L34 148V145H33V147L31 148H29L28 147V144L31 146L32 145V143L33 144H39L40 142H38L37 141V143H35L36 141L35 140H38L37 139V137H36V133L38 134V132H39V134L41 135V133L43 132V134L42 135H44V130L46 131V133H45V135L44 136H46L47 137V135H50L51 133H49V134H47V132L48 131H50L51 132V130L50 129H52V131L53 130H56L57 128H58V131L60 130V128H63V127H65V125H66V127L68 128V131L67 132H69V133H73V131H74V129H75V127L74 126H72L71 127V130L69 129L70 127H68V125L67 124H65L64 126H63V121L61 122V124L60 125H57L56 127H54V129H53V126L52 127H50L51 125H49L48 123H43V122H39L41 119H38V122L40 123V129H41V127H43L44 128V130L42 131V130H40L39 129V125L38 126H36L35 124H37L36 123V120H33V118L34 117H36L37 116V118H39V114L41 113V111H40V113L39 112H37L38 111V109L36 110V112H35V110H34V108L36 107H34V104L33 105H30L29 106V104L27 103L28 102V100L30 101V99H31V102L33 101V99H35L36 97V95H34V97L35 98H31V96L33 95V94H31L30 93V98H27V97H29V93H28V96H27V92H31L30 90H28L29 88H31V87H29V86H25V84H27L26 82H25V84H24V86L25 87H29L28 89L27 88H25L24 86H22V83H23V78L25 77L24 75H22V73H20V72H22V71H18L17 70V62H18V59L16 60ZM33 58V57H32ZM65 58V60H67ZM185 58H187V57H185ZM5 59L6 58H3L2 60H4L5 61ZM23 60H21L22 62L26 59V62L28 63L29 61L27 60V57L24 59V57L22 58ZM34 59V58H33ZM59 59H61V60H59ZM78 59V60H77ZM55 60V61H56ZM81 60V61H80ZM86 60V59H85ZM153 60H155V59H153ZM187 60V59H186ZM20 61V60H19ZM20 61V62H21ZM74 62V63H72V62ZM88 60H86V63L88 64V62H87ZM152 61V60H151ZM158 61V60H157ZM181 61H183V59L181 60ZM19 62V63H20ZM25 62V61H24ZM45 62H47V63H45ZM52 62V61H51ZM57 62V63H58ZM145 62V61H144ZM147 62V61H146ZM42 63V64H41ZM54 63V62H53ZM57 63H54V65L53 66H55V65H57ZM62 63V62H61ZM72 63V64H71ZM82 63V62H81ZM80 63V64H81ZM85 63V62H84ZM187 63V62H186ZM185 63V64H186ZM64 64V63H63ZM66 64H64V66H62V64H60L61 66H59V70L62 72L61 74H65V73H63V67H65V65ZM69 64H71V66H68ZM74 64V65H75ZM144 64V63H143ZM148 64H149V62H148ZM184 64V65H185ZM79 65V64H78ZM153 65V64H152ZM151 65V66H152ZM253 65V64H252ZM42 66V67H41ZM44 66V67H43ZM46 66V67H45ZM79 66H81V65H79ZM78 66V67H79ZM183 66V65H182ZM247 66V65H246ZM47 67H49V68H47ZM86 67V68H85ZM85 67H81L82 69L83 68H85L86 70L88 69L87 67H91L90 65H87L86 66V64H85ZM74 68V67H73ZM92 68V67H91ZM146 68V67H145ZM251 68H253V66H251ZM29 69V68H28ZM52 69V70H51ZM65 69V68H64ZM69 69H71V68H69ZM75 69V68H74ZM74 69H72V71H67L66 73V76H63V77H68L69 76V78L67 79V78H65L64 80H63V78L61 77V79L63 80V82H61V79L58 77V73L57 72H55L56 73V75H57V77H58V79H57V77H56V75H54L55 76V78L54 79H57L58 81H60V83H65L66 84V81L67 80H69L70 79V81L71 82H69V83H67V84H70L71 83V86H72V83H73V81H74V78H75V83H73V88H74V91H72V87H70V85H67L66 84V86H68L69 87V94L70 93H72V92H75V91H77L78 93H79V89L83 86L82 85V83H85V81L86 80H88V79H86V77H88V75L90 76V78L93 76V74H92V76H91V73H94V72H91V69L89 68V72H87L88 73V75L87 76H85L87 73H85V71L86 70H84V74H82L81 75V73H80V75H77L76 73L78 72V70L80 69V68H78L77 69V71L76 72H74L75 70ZM82 69H80V70H82ZM143 69H144V67H143ZM245 69V68H244ZM43 70H45V71H43ZM66 70V69H65ZM152 70V69H151ZM248 71V70H247ZM49 72H47V73H49ZM68 72H72L71 74H73V72H74V75L73 76H71V74L69 75V73ZM82 72V71H81ZM91 72V73H90ZM95 72H96V70H95ZM148 72V71H147ZM151 72V71H150ZM173 72H174V70H173ZM218 72V71H217ZM79 73V72H78ZM83 73V72H82ZM97 73V72H96ZM208 73V72H207ZM234 73V72H233ZM264 73V72H263ZM32 74H33V72H32ZM78 76L77 78L76 77H74V76H76V75ZM95 74V73H94ZM209 74V73H208ZM237 74V73H236ZM246 74V73H245ZM255 74V73H254ZM259 74V73H258ZM25 75H28L27 73L25 74ZM68 75V76H67ZM232 75V74H231ZM241 75V74H240ZM239 75V76H240ZM244 75V74H243ZM22 76H24V77H22ZM79 76H81V78L82 79H84L83 81H82V83H78V79L80 78ZM85 76V77H84ZM145 76V75H144ZM148 76V75H147ZM217 76H219V75H217ZM264 76V75H263ZM20 77H22V79L20 78ZM30 75L25 79L24 78V81H29L30 80ZM35 77V76H34ZM44 77H45V75H44ZM47 77V76H46ZM73 79H71V78ZM74 77V78H73ZM98 77V76H97ZM143 77V76H142ZM146 77V76H145ZM208 77V76H207ZM234 77V76H233ZM246 77V76H245ZM41 78V77H40ZM102 78V77H101ZM101 78H99V80L96 78V77H92L91 79H89L90 81H92L93 79H97L98 80V83H99V81L101 80L102 81V79ZM179 78V77H178ZM205 78V77H204ZM239 78V77H238ZM241 78V77H240ZM255 78V77H254ZM67 79V80H66ZM77 79V80H76ZM86 79V80H85ZM200 79V78H199ZM220 78H218V80H219ZM228 79V78H227ZM226 79V80H227ZM247 79V78H246ZM44 80V85H46V81ZM233 80V79H232ZM243 80V79H242ZM52 81V80H51ZM50 81V82H51ZM76 81H77V83H76ZM205 81V80H204ZM22 82V83H21ZM54 82H55V80H54ZM68 82V81H67ZM89 82V81H88ZM104 82V81H103ZM191 82V81H190ZM240 82H242V81H240ZM19 83L21 84L20 86L21 87H19ZM30 83V82H29ZM49 83V82H48ZM47 83V84H48ZM57 83V82H56ZM55 83V84H56ZM60 83H58L57 85H53L54 83H49L48 84V86L46 85L45 87H49L50 86V84L53 86V89H56L57 90V88L59 89H63L64 91H65V89L67 88L64 84H62V85H64V87H62L61 86V84ZM86 83H87V81H86ZM91 83V82H90ZM93 83H94V85H96V83L97 82H92V84H90V87H94V85H93ZM97 83V85L94 87V91H92V90H90L89 89V91L88 90H82V91H80V93L79 94H81L82 92V94H87L86 92L88 91V92H90L91 93V91H92V93H98L99 92V90L100 89H98V90H96L97 88H98V86L101 84V82L98 84ZM183 83V82H182ZM199 83V82H198ZM214 83V82H213ZM236 83V82H235ZM252 83V82H251ZM250 83V84H251ZM60 84V85H59ZM75 84V85H74ZM76 84H78L77 85V87L78 86H80L79 87V89L77 88V90H75L76 88ZM79 84H81V85H79ZM168 84H170V83H168ZM187 84V83H186ZM189 85H190V83H188ZM218 84V83H217ZM224 84V83H223ZM229 84V83H228ZM253 84V83H252ZM89 85V84H88ZM88 85H86V86H88ZM93 85V86H92ZM206 85V84H205ZM235 85V84H234ZM241 85V84H240ZM18 86V87H17ZM56 86H57V88H56ZM60 86V87H59ZM102 87L104 86L103 84L101 85ZM101 86H99V88L101 87ZM168 86V85H167ZM210 86V85H209ZM0 87V88H1ZM23 87H24V90L22 91V89H23ZM44 87V86H43ZM51 87V86H50ZM48 88L49 89V91L52 89V88ZM55 87V88H54ZM62 87V88H61ZM90 87H88V88H90ZM97 87V88H96ZM151 87V86H150ZM201 87V86H200ZM241 87V86H240ZM248 87V86H247ZM19 88V89H18ZM21 88V89H20ZM33 88V87H32ZM87 88V89H88ZM195 88H196V86H195ZM8 89V90H7ZM45 89V88H44ZM44 89H43V91H44ZM52 89V90H53ZM60 89L59 90H57L58 91V94H60ZM70 89H71V91H70ZM81 89H83V88H81ZM160 89H162V88H160ZM172 89V88H171ZM202 89V88H201ZM250 89V88H249ZM63 90H61V91H63ZM67 90V89H66ZM197 90H199V89H197ZM206 90V89H205ZM24 91H25V93H26V95H24L25 93H24ZM48 91V92H49ZM98 91V92H97ZM169 91V90H168ZM212 91V90H211ZM221 91V90H220ZM52 92V91H51ZM51 92H49V94L47 95V98L48 99H46V96L45 97H43L44 96V94H45V91H44V93H43V98H42V100H41V102L43 101H47V100H49V98H51L52 96H54V95H51L50 93ZM56 92V91H55ZM68 92L67 91H65V92H61V94L63 95V97L62 96H60L59 97V100L55 103V101L53 100V97H52V100L50 99V101H51V103H50V101H49V103H50V105H52V107H53V103H55V105H54V107H56L55 109H58V111H57V114L59 113V109H62V111L64 112H68V109H69V112L71 113V111H70V109L72 110V108H70L68 105H67V103H65L66 101H63V105H66L64 108V110H63V107L62 108H60L59 107V101H60V99H61V101H62V99L63 100H70V98H71V100H72V95L73 94H71V96L68 94ZM77 92H75V95L76 94H78ZM33 93V92H32ZM91 93V94H92ZM94 93V96L96 95ZM170 93V92H169ZM182 93V92H181ZM53 94V93H52ZM57 96H56V98H58V94L57 93H55ZM60 94V95H61ZM65 94H67V95H69L68 97H66V99L64 98V96H66ZM90 94V95H91ZM185 94V93H184ZM194 94V93H193ZM197 94V93H196ZM208 94V93H207ZM213 94V93H212ZM216 94V93H215ZM38 95V94H37ZM75 95H73L74 96V98H75ZM172 95V94H171ZM201 95H203V94H201ZM229 95V94H228ZM28 99H26L25 100V97ZM51 96V97H50ZM80 96V95H79ZM82 96V95H81ZM80 96V97H81ZM89 96V95H88ZM88 96L86 95V102L84 103V100L83 99H81V101H83V103H80V104H83V105H85V106H88V103L87 102H90L91 103V101H92V104L94 103H96L95 104V106L96 105H99V104H101L102 105V100H101V102H99V100L97 101H93V99H92V97L91 96H89L90 98H89V100L90 99H92V100H90V101H87L88 99ZM102 96V95H101ZM170 96V95H169ZM193 96H195V95H193ZM198 96V95H197ZM209 96V95H208ZM224 96V95H223ZM2 97V96H1ZM24 97V98H23ZM80 97H78V98H80ZM45 98V99H44ZM56 98H54V99H56ZM74 98H73V100L72 101H74ZM76 98H77V96H76ZM84 98H85V96H84ZM197 98V97H196ZM243 98V97H242ZM37 99L39 100L40 98H38V96H37ZM97 99V98H96ZM160 99V98H159ZM182 99V98H181ZM185 99H187V97L185 98ZM184 99V100H185ZM192 99V98H191ZM225 99V98H224ZM240 99H241V97H240ZM36 100V99H35ZM35 100H34V102H35ZM37 100V101H38ZM168 100V99H167ZM179 100V99H178ZM53 101V102H52ZM60 101V102H61ZM70 102L71 104H73V102ZM192 101V100H191ZM194 101V100H193ZM199 101V100H198ZM205 101V100H204ZM210 101V100H209ZM69 102V101H68ZM77 102V103H76ZM78 102H80V100L79 99H77V100H75V102L74 103H76V106H79L78 105ZM182 102V101H181ZM37 103V102H36ZM49 103H47L46 102V105L44 104V109H49V110H53V111H50V112H52V113H55L54 112V108L52 109V107H51V109L49 108ZM57 103H59L58 105H57ZM87 103V104H86ZM90 103H89V106H90ZM99 103V104H98ZM166 103V102H165ZM184 103V102H183ZM195 103V102H194ZM235 103V102H234ZM243 103V102H242ZM61 104V105H62ZM91 104V105H92ZM93 104V105H94ZM180 104V103H179ZM192 104V103H191ZM238 104V103H237ZM36 105V104H35ZM82 105V106H83ZM100 105V106H101ZM177 105V104H176ZM181 105V104H180ZM183 105V104H182ZM232 105V104H231ZM239 105V104H238ZM248 105V104H247ZM75 106V104H74V107H75V112H78V110H79V108H80V110H81V107H76ZM88 106V107H89ZM105 106V105H104ZM193 106V105H192ZM197 106V105H196ZM235 106H236V104H235ZM26 107H27V109L28 110H25L26 109ZM45 107H47V108H45ZM66 107L68 108L67 109V111H66ZM87 107V108H88ZM92 107V106H91ZM91 107H89V111H96V107L94 108V109H90ZM98 108H99V106H97ZM106 107V106H105ZM105 107H103V108H105ZM179 107V106H178ZM177 107V108H178ZM181 107V106H180ZM189 107V106H188ZM220 107V106H219ZM234 107V106H233ZM83 108V107H82ZM98 108H97V110H98ZM163 108V107H162ZM197 108V107H196ZM240 108V107H239ZM40 109V108H39ZM74 109V108H73ZM101 107H100V111H101ZM106 109H107V107H106ZM165 109H166V107H165ZM192 108H190V110H191ZM198 109V108H197ZM237 109V108H236ZM235 109V110H236ZM30 110H32V111H30ZM33 110H34V112H33ZM41 110H42V108H41ZM103 110L104 109H102V112H103ZM177 110V109H176ZM201 110V109H200ZM25 111H28V114L26 113L25 114ZM44 110H42V112H43ZM48 111V110H47ZM73 110H72V113L74 112ZM144 111V110H143ZM146 111V110H145ZM144 111V112H145ZM174 111V110H173ZM196 111V110H195ZM215 111V110H214ZM33 112V114L34 113H36V114H34L35 116H33V118H32V115L33 114H30V113H32ZM46 112V111H45ZM49 112V114H51ZM60 112H61V110H60ZM64 112V113H65ZM79 112H81V111H79ZM78 112V113H79ZM104 112H105V110H104ZM140 112V111H139ZM164 112V111H163ZM171 112H172V110H171ZM179 112H180V110H179ZM47 113V112H46ZM90 113V112H89ZM89 113L88 114H86V115H89ZM95 112H92V114H94ZM96 113H97V111H96ZM146 113V112H145ZM31 115V118H27V117H25V119H24V115L25 116H27L28 115V117H30V115ZM57 114H54L55 115V117H57V120L58 121H61L62 119H61V117H60V119H58L59 117L57 116ZM81 114V116H82V118H81V116L80 115H78L79 117H80V119H84L83 118V114H85L84 112L83 113H80ZM91 114V113H90ZM101 114V113H100ZM179 114V113H178ZM217 114V113H216ZM215 114V115H216ZM53 115V114H52ZM53 115V116H54ZM62 114H60L59 116H61ZM85 115V116H86ZM97 115H99V114H96V116ZM142 115H143V113H142ZM169 115V114H168ZM173 115H174V113H173ZM183 115V114H182ZM184 115H185V113H184ZM214 115V116H215ZM108 116H109V119L111 118L110 116V114H108ZM108 116H107V119H108ZM159 116V115H158ZM203 116V115H202ZM113 117V116H112ZM167 117V116H166ZM169 117H170V115H169ZM186 117H187V115H186ZM192 117V116H191ZM232 117H235V116H232ZM26 118H27V121L28 120H30L31 119V121H29V125H27L25 122H26ZM86 118H88V116L86 117ZM90 118V117H89ZM103 118V117H102ZM101 118V119H102ZM172 118V117H171ZM174 118V117H173ZM25 120V122H23L24 120ZM35 119V118H34ZM93 119V118H92ZM91 119V120H92ZM100 119V117H98V120ZM105 119H106V117H105ZM105 120V121H109L107 124L109 125L110 124V120L108 119V120ZM112 119V122H113V118H111ZM180 119H183V118H181L180 117ZM230 119V118H229ZM258 119V118H257ZM23 120V121H22ZM88 120V119H87ZM94 120H96V119H94ZM94 120H92L93 122H94ZM103 120L104 119H102V122H103ZM116 120H117V118H116ZM115 120V121H116ZM137 120V119H136ZM161 120H163L162 118H161ZM34 121V122H33ZM84 121L85 122H87L86 121V119H84ZM83 121V122H84ZM97 121V120H96ZM103 122V123H106V122ZM114 121V122H115ZM150 121V120H149ZM151 121H153V120H151ZM190 121V120H189ZM22 122H23V124H24V129H26V131L29 129V127H31V125L33 126V123H34V127H32V129L34 130H32L31 128V130L30 131H32L31 133H33V137H31L29 134H31V133H29V130L27 131V133H29L28 135H26V137H28V136H30L31 138H25V137H23V134L25 133V131H24V129H23V131H22V128H23V125H22ZM102 122H100V120H99V123L101 124V125H103V127L105 126V128H106V124L104 125V124H102ZM113 122V123H114ZM117 122H118V120H117ZM172 122V121H171ZM214 122V121H213ZM89 122H87V124H88ZM92 123V122H91ZM130 123V122H129ZM132 123H134V120L132 121ZM142 123V122H141ZM149 123V122H148ZM166 123V122H165ZM168 123V122H167ZM225 123V122H224ZM227 123V122H226ZM92 124H94V123H92ZM131 124V123H130ZM229 124V123H228ZM231 124V123H230ZM25 125H27V127L28 128H25L26 126ZM42 125V126H41ZM63 126V127H58V126ZM90 125V124H89ZM108 125H107V128H108ZM116 124H114V126H115ZM166 125V124H165ZM49 126V127H48ZM90 126H94V125H90ZM127 125H125L124 127L122 126V128L125 130V128H127L126 127ZM150 126H152L151 124H150ZM159 126V125H158ZM169 126V125H168ZM35 127H38V128H36V129H38L39 131L38 132H36V129H34ZM66 127L64 128V129H62V130H60L58 133L59 134H57L56 132H52V134L53 135H58V138L60 137L59 135H60V133H62L63 134V136L62 137H65V134L67 133V132H65V134H64V131H65V129H66ZM74 127V128H73ZM131 127V126H130ZM48 128V129H47ZM50 128V129H49ZM72 128H73V131H72ZM92 128H94V127H92ZM96 128V127H95ZM93 129V131L95 130V132L96 133H99L101 130H100V128H102V127H99V129L98 130H100V131H98L97 129ZM112 128V127H111ZM114 128V127H113ZM115 128H118V130L121 128H119V127H116L115 126ZM133 128V127H132ZM144 128V127H143ZM149 128V127H148ZM147 127H146V129H148ZM199 128H201V126L199 127ZM221 128H223L224 129V127H221ZM260 128V127H259ZM48 131H47V130ZM103 129V128H102ZM137 129V128H136ZM151 129V131L154 129V127H153V129H152V127L150 128ZM150 129L148 130L150 133H152L151 131H150ZM159 129H161V127L159 128ZM215 129V128H214ZM76 130H78L77 128H76ZM75 130V131H76ZM105 130V129H104ZM109 130V129H108ZM123 130V131H124ZM155 131H156V127H155V129H154ZM166 130V129H165ZM171 130V129H170ZM216 130V129H215ZM226 130V129H225ZM257 130V129H256ZM40 131H41V133H40ZM70 131H72V132H70ZM74 131V132H75ZM79 131H81V130H79ZM79 131H78V133H79ZM93 131H90V134H88V135H90L91 136V134H92V132ZM117 131V130H116ZM120 132H121V129L119 130ZM125 131H127V132H129L128 131V129L127 130H125ZM125 131L124 132H121V134L122 133H124V134H127V133H125ZM136 131V130H135ZM158 131H160V130H158ZM24 132V133H23ZM95 132H93V134L95 133ZM102 132V131H101ZM104 132V131H103ZM106 132V131H105ZM110 132H111V130H110ZM113 132H114V130H113ZM154 132V131H153ZM166 132H168V131H166ZM178 132V131H177ZM190 132H191V130H190ZM199 132H200V130H199ZM216 132V131H215ZM76 133H77V131H76ZM81 134H82V132H80ZM108 133V132H107ZM107 133H106V135H107ZM130 133H131V131H130ZM129 133V134H130ZM136 133H139V132H136ZM144 134H145V131L143 132ZM160 133V132H159ZM169 133V132H168ZM218 133H220V132H218ZM223 133V132H222ZM26 134V133H25ZM38 134V135H39ZM74 134V133H73ZM73 134H71L72 136H73ZM101 133H99L98 135H100ZM146 134H147V132H146ZM149 134V133H148ZM161 134V133H160ZM229 134V133H228ZM232 134V133H231ZM39 135V138L41 139V137L43 138V139H41V141L42 140H44V137L43 136H40ZM71 135H70V137H71ZM75 135V134H74ZM77 135V138L80 136V134H76ZM87 135V134H86ZM85 136L84 135V137H83V141L81 140V141H79L80 143H84V145H85V143H88L87 141L88 140H90L91 139V142L95 139H93L92 140V137H90V136ZM104 135V133L102 134V136ZM106 135H104V136H106ZM134 135H139V134H134ZM133 135V133H132V136H134ZM162 135H164L163 133H162ZM161 135V137L163 138V136ZM165 135H166V133H165ZM169 135H170V133H169ZM171 135H174L173 133L171 134ZM171 135H170V137H171ZM187 135H189L188 133H187ZM193 135H195V134H193ZM192 135V136H193ZM197 135V134H196ZM220 135H221V133H220ZM243 135V134H242ZM92 136H95V135H92ZM127 136V135H126ZM146 136V135H145ZM153 136V133H152V135L151 136H149V137H152ZM156 136V135H155ZM234 136V135H233ZM240 136H241V134H240ZM253 136V135H252ZM36 137V138H35ZM45 137V138H46ZM52 137V135L51 136H49L48 138H51ZM62 137H61V139H62ZM86 137H90V139H88V140H86ZM123 137V136H122ZM129 137V136H128ZM139 137H140V135H139ZM138 137V138H139ZM159 135H158V139H159ZM165 137V136H164ZM190 136H188V138H189ZM198 137V136H197ZM217 137V136H216ZM23 138V139H22ZM33 138V142H32V139ZM34 138H35V140H34ZM47 138V139H48ZM72 138V137H71ZM73 138L75 139V136H73ZM124 138V137H123ZM132 139V142H133V138L132 137H129L128 139ZM156 138V140H153V142H154V144L156 143V142H158L159 143V140ZM162 138H161V140H162ZM169 138V137H168ZM184 138V137H183ZM209 138V137H208ZM230 138V137H229ZM259 138H261V137H259ZM258 138V139H259ZM24 139H27V140H24ZM39 139V140H40ZM56 140V137L55 138H51V139H48V140H46V141H44V142H46V143H44V142H42V145H43V143H44V145L43 146H45V144H47V142L49 143L50 142V140H53L54 142H55V140ZM66 139V138H65ZM102 139V138H101ZM142 139V138H141ZM140 138H139V140H141ZM145 139V138H144ZM153 139H155V137H153ZM166 139L167 138H165L164 140L166 141ZM190 139V138H189ZM22 140V141H21ZM24 140V141H23ZM31 140V141H30ZM72 139H70L69 140V137H67V139L66 140H64L63 141V139L61 140V142L63 143V142H65V141H67V142H65V143H67L68 144V142H70ZM79 140V139H78ZM77 140V141H78ZM86 140V141H85ZM104 140V139H103ZM122 140V139H121ZM138 140V139H137ZM138 140V141H139ZM161 140H160V143H161V145H162V142H161ZM203 140V139H202ZM211 140H212V138H211ZM232 140V139H231ZM20 142V145L18 144L19 142ZM35 141V142H34ZM57 141V143L55 142V144H57L58 145V143H60V141H59V139L58 140H56ZM59 141V142H58ZM74 141V140H73ZM73 141H71L70 143L72 144V142ZM77 141H75V142H77ZM95 141H99V137H98V140H97V138L95 139ZM92 142L93 143V146H94V143H96V142ZM129 141V140H128ZM164 141V142H165ZM169 141V144H170V141H171V138H170V140H168ZM196 141V140H195ZM200 141V140H199ZM25 143V144H27L26 145V147H28L29 148V152L28 153H25L24 152V150L23 149H25V145H23L22 143ZM30 142V143H29ZM52 142V141H51ZM75 142H73V147L75 146V145H80V143L78 142V144L77 143H75ZM103 142V141H102ZM102 142H101V144H100V147H101V145H103L105 142H103V144H102ZM123 142V141H122ZM122 142H121V144H122ZM126 142V140L124 139V142H123V144H124V146L127 144V143H125ZM141 142V141H140ZM190 142V141H189ZM193 142V141H192ZM218 142V141H217ZM225 142H227V140L225 141ZM234 142V141H233ZM246 142V141H245ZM65 143H63L62 145H61V143H60V146H62V149L60 150V152L62 153V151H64L65 153H67V155H65V153H64V155H63V153H62V155L63 156H68V155H72V154H74L75 152H79L78 151V149H81V146H83V145H80V146H78V148H74V149H72V153H71V150H69V149H64V147L63 146H65V147H67V144H65ZM89 143H90V141H89ZM99 143H100V141H99ZM117 143V142H116ZM129 143V142H128ZM145 143V142H144ZM144 143L143 144H141V143H139V144H141V145H144ZM157 143V144H158ZM160 143H159V147H160ZM173 143V142H172ZM171 143V144H172ZM178 143V142H177ZM253 143V142H252ZM37 144V145H38ZM53 146H55V144H53V143H51ZM65 144V145H64ZM70 144V145H71ZM114 144V143H113ZM132 144H134V143H131V141H130V145H132ZM150 145H151V143H149ZM149 144H147V146L149 145ZM168 144V143H167ZM167 144H166V146H167ZM246 144V143H245ZM249 144V143H248ZM17 145H18V147L19 146H21V147H19V148H22V145L24 146V148H22V150L20 151V150H18L19 148L17 147ZM36 145V146H37ZM41 145V144H40ZM39 145V146H40ZM50 145V144H49ZM48 145V146H49ZM56 145V146H57ZM97 145H98V143H97ZM106 145V144H105ZM108 145V144H107ZM116 145V144H115ZM120 145V144H119ZM129 145V146H130ZM149 145V146H150ZM173 145V144H172ZM182 145H184L183 143H182ZM189 143L187 144V146L185 147V145H184V147H185V150H187V149H190L189 148ZM192 145V144H191ZM218 145V144H217ZM247 145V144H246ZM253 145V144H252ZM262 145V144H261ZM36 146H35V148H36ZM39 146H37V150H38V147ZM43 146H41V147H43ZM47 146V145H46ZM45 146V147H46ZM60 146H59V148H60ZM69 146V145H68ZM76 146V147H77ZM93 146H92V149H94L93 148ZM95 146H96V144H95ZM99 146V145H98ZM123 146V145H122ZM163 146V145H162ZM169 146H171V145H169ZM169 146H167L168 148H169ZM203 146V145H202ZM258 146V145H257ZM40 147V148H41ZM52 147V146H51ZM72 147V146H71ZM89 148L91 147V144L88 146ZM88 147L86 148V147H84L85 149H88ZM99 147V149H97V150H99L100 151V153L103 151V148L101 149ZM125 147H127V146H125ZM125 147H123L122 148V150L125 148ZM133 148H134V146H132ZM131 146H130V148H132ZM140 148H141V146H139ZM167 147H165L166 149H167ZM251 147V146H250ZM254 147V146H253ZM28 148H26L25 149V151L28 149ZM39 148V149H40ZM47 148V147H46ZM46 148H42L43 150L44 149H46ZM49 148V147H48ZM104 148H105V146H104ZM137 148H138V146H137ZM142 148H144V146L142 147ZM182 148H183V146H182ZM187 148V149H186ZM203 148H204V146H203ZM216 148H219V147H216ZM258 148V147H257ZM31 149V150H30ZM56 149V148H55ZM54 149V150H55ZM57 149H58V147H57ZM64 149V150H63ZM84 149V150H85ZM96 149V148H95ZM145 149V148H144ZM163 149V148H162ZM194 150H196L195 148H193ZM250 149V148H249ZM49 150V149H48ZM65 150H67V152L65 151ZM74 150H76V151H74ZM97 150H95V151H97ZM107 150V149H106ZM119 150V149H118ZM124 150H126V149H124ZM146 150V149H145ZM174 150V149H173ZM182 150H184V149H182ZM184 150V151H185ZM209 150V149H208ZM230 149L228 148V151H229ZM251 150V149H250ZM18 151H19V153H18ZM56 151V150H55ZM68 151H70V153H68ZM74 151V152H73ZM81 151V150H80ZM93 151V150H92ZM95 151H94V153H91V151H89V149L88 150H86V153L87 152H90L91 154H93V156H94V154H95ZM132 151H135L134 149L132 150ZM165 151V150H164ZM184 151H181V154L184 152ZM188 151V150H187ZM186 151V152H187ZM228 151H226L227 153H224V155L225 156H228V154H229V152ZM234 151V150H233ZM233 151H230V152H233ZM259 151H261L260 149L258 150V152ZM20 152H22V153H20ZM27 152V151H26ZM40 152V151H39ZM42 152V151H41ZM56 152H58V151H56ZM60 152H58V154L60 153ZM82 152H83V149H82ZM107 152H109V149L107 150ZM106 152V153H107ZM117 152V151H116ZM138 152H139V150H138ZM144 152H146V151H144ZM150 152H151V150H150ZM153 152V151H152ZM167 152H171V151H167ZM178 152V151H177ZM206 152V153H207ZM212 152H213V150H212ZM220 152V151H219ZM223 152H225V151H223ZM247 152H249L248 151V149H247ZM253 153V151H250V153ZM256 152V151H255ZM257 152V154L255 155L256 156V158H255V156H251V154L249 153V155H248V157L246 158V160L247 159H251L250 161L252 162V160H253V158H255L254 159V161H257L256 159L258 158L259 159V157L257 156V155H259L260 153H258ZM263 153H264V150L262 151ZM26 155H25V154ZM33 153V152H32ZM31 153V154H32ZM45 153H47V152H45ZM60 153V154H61ZM85 152H83V154H84ZM86 153L83 155V159L81 158V160L83 161V160H85V155H86ZM90 153H88L87 155H89V159H87L86 160V163L87 162H89L91 159L92 160H95L96 158H94L93 159V156L91 155L90 156ZM100 153L97 155V156H100L101 157V155L102 156H104V155H106L105 153H104V155H103V152L101 153V155H100ZM111 153H112V150H111ZM147 154H148V152H146ZM154 153V152H153ZM164 153H166V152H164ZM175 153V152H174ZM220 153H222V152H220ZM245 153V152H244ZM23 155V156H20V155ZM30 153H29V155L32 157V155L34 156V154H36V152L34 153V154H32L31 155ZM37 154H38V152H37ZM51 154V153H50ZM49 154V155H50ZM58 154L56 155V156H58ZM80 154H82V153H80ZM108 154V153H107ZM110 154V153H109ZM113 154V153H112ZM111 154V155H112ZM121 154V153H120ZM118 155V156H122L123 158H125V160L127 159L125 156H123L122 154L121 155ZM133 154V153H132ZM161 155L163 154V152L162 153H160ZM171 154H172V152H171ZM180 154V155H181ZM185 154V153H184ZM219 154V153H218ZM218 154H216V155H218ZM231 154V153H230ZM246 154H248V153H246ZM28 155V156H29ZM47 155V154H46ZM78 156V153H75V156ZM86 155V157L88 158V156ZM95 155V156H96ZM139 155V154H138ZM141 155V154H140ZM149 155V154H148ZM147 155V156H148ZM190 155V154H189ZM189 155H188V157H189ZM213 155V154H212ZM211 155V156H212ZM264 155V154H263ZM263 155H262V157H263ZM52 156H53V158H57L54 154H52ZM62 156V157H63ZM74 156V155H73ZM76 156V157H77ZM94 156V157H95ZM117 156V157H118ZM132 156H134V155H132ZM142 157L144 156V155H141ZM152 156H155L154 154H152ZM163 156V155H162ZM169 156H170V154H169ZM173 156V155H172ZM186 156V155H185ZM251 158H250V157ZM259 156H261V155H259ZM59 158H57V159H60V156H58ZM70 157V156H69ZM78 157H81V156H78ZM77 157V158H78ZM99 157V159H101ZM110 157V156H109ZM113 157V156H112ZM137 157H139V156H137ZM136 157V155H135V157H133V158H135L136 160H139V158H137ZM158 157V156H157ZM160 157V156H159ZM163 157H165V156H163ZM171 157V156H170ZM174 157H175V154H174ZM178 156H176V158H177ZM180 157V156H179ZM184 157V156H183ZM235 157V156H234ZM33 158V157H32ZM39 158V160H37ZM40 158H41V160H40ZM42 158H43V160H42ZM51 157L49 156L48 157V163H49V161H51V162H53L51 159H50ZM68 158V157H67ZM71 158H73V157H71ZM121 158V157H120ZM219 158H220V155H219ZM236 159L238 158L237 156L235 157ZM261 158V157H260ZM34 159V158H33ZM57 159L55 160V163H56V161H57ZM61 159H63V158H61ZM60 159V160H61ZM76 159V158H75ZM99 159H98V157H97V159L96 160H98L97 162L99 163L97 166H96V168H98V166L100 165V162H99ZM106 159V158H105ZM112 159H114V158H112ZM118 159H119V157H118ZM122 159V158H121ZM141 159H143V158H141ZM141 159H140V161H141ZM166 159V161L169 159H167V158H165ZM200 159V158H199ZM226 159V158H225ZM67 160V159H66ZM65 160V161H66ZM111 160V159H110ZM115 160H117V158H115ZM123 160V159H122ZM121 160V161H122ZM130 160V159H129ZM173 160V159H172ZM239 160V159H238ZM263 160V159H262ZM40 161V165H39V163H37V162H39ZM43 161V163H41ZM59 161V160H58ZM64 161V162H65ZM67 161H74V163H75V160H67ZM82 161H77L79 164H80V162H81V164H82ZM103 161V160H102ZM105 161H107V160H105ZM112 161V162H111ZM110 161V163H113L114 161L113 160H111ZM124 161V160H123ZM127 161V160H126ZM143 161V160H142ZM141 161V162H142ZM236 161V160H235ZM249 161V166L250 165H252L251 164V162ZM45 163L46 164V166L48 165V163ZM64 162H63V165H65L64 164ZM76 162V163H77ZM94 162H96V161H94ZM94 162H89L90 164H92V163H94ZM125 162V161H124ZM132 162H133V160H132ZM139 162V161H138ZM141 162H140V164H141ZM190 162V161H189ZM247 162H248V160H247ZM26 163V162H25ZM38 164L39 165V167H37V165H36V167H35V169L33 170V164ZM54 163V165H58L57 163L55 164ZM72 163V162H71ZM77 163V166L79 165ZM107 163H109V162H106L105 164L107 165ZM114 163H116V161L114 162ZM119 163V162H118ZM129 162H126V164H128ZM34 164V165H35ZM67 165H68V163H66ZM88 164V163H87ZM85 165V163H84V165H85V167L84 168H86V166H88V165ZM104 164V163H103ZM104 164V165H105ZM134 164V163H133ZM135 164H136V162H135ZM254 164H255V162H254ZM253 164V165H254ZM257 164V163H256ZM27 165V164H26ZM27 165V166H28ZM74 165H76V164H74ZM93 165H95V163L93 164ZM105 165V166H106ZM111 165H113L114 166V168H115V166H120V164L119 165H115V164H111ZM110 165V166H111ZM124 165V164H123ZM25 168H24V167ZM45 166V165H44ZM50 166V165H49ZM48 166V167H49ZM72 166V165H71ZM139 166H141V165H139ZM243 166V165H242ZM257 166V165H256ZM260 166H262L261 164H260ZM264 166V165H263ZM52 167H53V165H52ZM93 168L95 167V166H92ZM101 166H99V168H100ZM103 168H104V166H102ZM112 167V166H111ZM110 167V169H109V165H108V167H106V168H102L101 169V171H102V175H104V177L105 178H107L105 175L107 174H105V173H103V171L105 170L106 171V169H107V171H108V169H109V171L111 170V169H114V168H111ZM131 167H134V166H131ZM253 167V166H252ZM23 168H24V172H26V173H24L23 175H25V176H23L22 175V173H23ZM29 168V167H28ZM46 168V167H45ZM56 168H58V167H56ZM55 167L54 168H52V171H53V169H56ZM59 168H61V167H59ZM62 168H64L63 166H62ZM65 168H70L71 169V167L69 166H66L65 165ZM95 168V169H96ZM125 168V167H124ZM143 168V167H142ZM249 168V167H248ZM41 169H43V168H41ZM50 169V168H49ZM49 169H46V170H49ZM70 169H68V170H70ZM117 169V168H116ZM122 169V168H121ZM129 168H127V170H128ZM136 169H138V167L136 168ZM135 169V170H136ZM139 169H141V167L139 168ZM239 169H241V170H239ZM45 170V169H44ZM64 171H65V169H63ZM67 170V171H68ZM74 170H76V171H74L76 174H80V173H78L79 172V169H74ZM77 170H78V172H77ZM84 170V169H83ZM90 170V169H89ZM97 170V169H96ZM118 170H120V169H118ZM133 170H134V168H133ZM133 170H132V172H133ZM249 170H250V168H249ZM41 172V171H43V170H38L37 172ZM57 172H59V170H56ZM56 171H54L55 173H57ZM63 171V172H64ZM66 171V172H67ZM98 171H100V169H98ZM108 171V172H109ZM113 171V170H112ZM122 171H123V169H122ZM122 171H120V173L122 172ZM129 171V170H128ZM246 171H247V169H246ZM40 172H39V174H37L38 176H40ZM48 172H51V170H49ZM46 173V174H49V173ZM54 172H52V173H54ZM70 172V171H69ZM87 172V171H86ZM88 172H90L91 173V171H88ZM87 172V173H88ZM92 172H94V171H92ZM114 172V171H113ZM112 172V173H113ZM144 172H146L145 170H144ZM51 173V174H52ZM65 173V172H64ZM63 173V174H64ZM71 173H73V171L72 172H70V174ZM90 173H89V175H90ZM96 173V172H95ZM94 173V174H95ZM112 173L110 174V175H112ZM127 173V172H126ZM134 173V172H133ZM143 173V174H142ZM46 174H44V175H46ZM51 174H50V176H51ZM59 174H60V172H59ZM63 174H62V176H63ZM69 174V176H72V174L70 175ZM94 174H93V177H94ZM100 174V173H99ZM99 174H95L97 177L99 176H101V175H99ZM129 174H130V172H129ZM136 174V173H135ZM58 175V174H57ZM73 175H74V173H73ZM85 175V174H84ZM87 175V174H86ZM108 175V174H107ZM36 176V175H35ZM49 176V177H50ZM80 176V175H79ZM79 176H77L76 175V177H79ZM109 176V175H108ZM113 176L115 177V175L113 174L112 175V177L111 178H113ZM37 177V176H36ZM52 177V176H51ZM55 177H56V175H55ZM54 177V178H55ZM59 177V176H58ZM57 177V178H58ZM72 177H75V176H72ZM72 177H70L71 178V181H73L72 179ZM75 177V178H76ZM89 177H90V179H89ZM88 177V175H87V179H89V180H91L93 177H91V175ZM110 177V176H109ZM130 177H132V176H129L128 177V179L130 178ZM138 177V178H137ZM26 178V179H25ZM38 178V177H37ZM41 178V177H40ZM55 178V180H58V179H60L59 181H61V179H63V177H61L60 176V178ZM70 178H67L68 180L70 179ZM105 178H103V179H105ZM116 178V177H115ZM134 178V177H133ZM79 179H83V178H79ZM87 179H83V181H86V182H84V184L85 183H87ZM96 179V178H95ZM98 180L97 181H99V178H97ZM100 179H101V177H100ZM109 179V178H108ZM131 179L132 178H130V181H131ZM41 180V179H40ZM51 180V183L53 184V185H51L50 183H49V186H48V184H47V186H48V188L50 187L52 190H53V188H54V185H55V183L57 182H52V179H50ZM54 179H53V181H55ZM111 180V179H110ZM134 180V179H133ZM64 181V180H63ZM63 181H62V183H63ZM103 181V180H102ZM102 181H99V182H102ZM130 181H129V183H130ZM68 182V181H67ZM70 182V181H69ZM89 182V184L90 183H93V180H92V182H90V181H88ZM98 182V183H99ZM104 182V181H103ZM126 182V181H125ZM136 182H134V185L136 184ZM58 183V182H57ZM59 183H61V182H59ZM61 183V184H62ZM73 183V182H72ZM78 183V182H77ZM76 183V184H77ZM95 183V182H94ZM61 184H58V186H57V184H56V186H55V190L57 189V192H59V188H61V187H59V186H62ZM70 185H71V183H69ZM75 184V185H76ZM79 185H81L82 184V182H81V184H80V182L78 183ZM100 184V183H99ZM53 186V187H51V186ZM69 185V186H70ZM78 185V186H79ZM86 185V184H85ZM133 185V186H134ZM69 186H68V188H69ZM74 185H72V187H73ZM78 186L77 187H71L72 189V191L74 190V188H78ZM93 186L94 187H101V185H99V186H95L94 184H93ZM56 187H58V188H56ZM64 187V186H63ZM81 187H82V185H81ZM81 187L79 186V188L78 189H80V191H81ZM86 187V186H85ZM99 187V188H100ZM48 188L46 189V191H48ZM39 189V188H38ZM63 189H65V188H63ZM63 189H61L60 190V193H62L61 191H63ZM87 189V188H86ZM95 188H93V190H94ZM27 190H31V189H27ZM44 191H45V189H43ZM54 190V191H55ZM68 190V189H67ZM69 190H70V188H69ZM84 190L85 189H83V192H84ZM97 190V189H96ZM99 190V189H98ZM39 191V192H38ZM49 191H50V189H49ZM54 191H51L50 193H55ZM75 191H76V189H75ZM100 191V190H99ZM99 191H98V193H99ZM56 192V193H57ZM64 192V191H63ZM82 192V191H81ZM95 192V191H94ZM97 192V191H96ZM66 193V192H65ZM65 193H63L64 194V198L65 197H68V193H67V196H65ZM74 194H75V192H73ZM43 194H42V196H43ZM74 194H72V193H69V195H71L70 197H71V199L72 200H74V196H72V195H74ZM87 194V193H86ZM89 194H91V193H89ZM94 194V193H93ZM100 194L102 195V191L100 192ZM39 195H41V194H39ZM51 195V194H50ZM76 195V194H75ZM77 195L79 196V193H77ZM81 195V194H80ZM88 195V194H87ZM99 195V194H98ZM78 196H76V197H78ZM97 193H96V195L94 196L95 198V200L97 201ZM100 196V195H99ZM36 197H39V198H41L39 201H43L44 203H46V204H48V208H47V206H40V205H43V202L42 203H40V205L38 204V202H37V200L39 199H37ZM62 197V198H63ZM91 197V196H90ZM93 197V196H92ZM60 198V197H59ZM62 198H60V199H62ZM64 198H63V202L64 201H66L67 203H65V205L63 204V203H61V206L62 205H64V207H66V205L67 204H69L68 202V199H69V197H68V199L66 200H64ZM104 198V197H103ZM53 199V200H52ZM57 199V200H56ZM92 199V198H91ZM100 200H102L101 198H99ZM98 199V200H99ZM133 199V198H132ZM55 200V201H54ZM72 200L70 201V202H72ZM51 201H54V204H52L53 202H51ZM57 201V202H56ZM81 201H83V200H81ZM136 201V200H135ZM134 200H133V204H134V202H135ZM74 202V201H73ZM125 202V201H124ZM132 202V201H131ZM95 204H97L96 202H94V208H95ZM131 204V203H130ZM129 204V205H130ZM132 204V205H133ZM131 205V206H132ZM135 205V204H134ZM68 206V205H67ZM91 206V205H90ZM63 206H62V208H61V211L63 210V208H64ZM133 207V206H132ZM29 209H32V211L31 210H29ZM65 209V208H64ZM53 210V211H52ZM59 210H60V208H59ZM65 211V210H64ZM53 212L55 213V215L53 214ZM57 213V214H56ZM60 216L61 217V219H62V217H63V222H64V220H66V222L65 223H63L62 222V220H61V222L63 223H60V222H58L60 219H59V217L58 216ZM63 215V216H62ZM56 216L58 217V220L56 219ZM67 216V215H66ZM69 216V215H68ZM55 217V218H54ZM65 218V219H64ZM70 218V217H69ZM68 225V226H67Z\"/></svg>",
    "mask_w": 264,
    "mask_h": 264
}]
</instances>
